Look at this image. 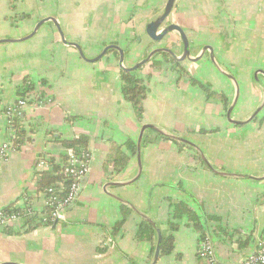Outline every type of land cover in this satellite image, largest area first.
<instances>
[{
    "label": "crops",
    "instance_id": "0c3cea01",
    "mask_svg": "<svg viewBox=\"0 0 264 264\" xmlns=\"http://www.w3.org/2000/svg\"><path fill=\"white\" fill-rule=\"evenodd\" d=\"M166 1L0 0V39L21 38L47 17L59 25L47 20L26 40L0 43V137L7 134L3 108L25 81L43 102L23 108L19 147L0 160V209L21 207L26 195L37 213L44 210L34 164L44 155L61 158L63 140L82 137L92 153L63 221H34L23 231L24 219L9 224L11 233L0 230V264H151L157 229L172 238L173 250L155 264H202L205 235L220 264L254 250L264 230V0H175L165 24L183 29L190 58L172 67L155 54L158 67L151 65L154 55L142 65L146 94L138 117L123 96L120 71L154 48L182 54L176 31L160 41L145 31ZM59 31L87 59L115 44L123 61L114 49L87 61ZM230 107V118L244 123L227 119ZM145 124L167 137L145 129L138 158L125 142L137 146ZM173 135L190 144L179 146ZM118 145L129 159L116 171L109 160ZM176 201L191 207L203 234L186 216L170 228ZM145 220L153 225L152 241L136 237Z\"/></svg>",
    "mask_w": 264,
    "mask_h": 264
},
{
    "label": "built area",
    "instance_id": "2783aa9c",
    "mask_svg": "<svg viewBox=\"0 0 264 264\" xmlns=\"http://www.w3.org/2000/svg\"><path fill=\"white\" fill-rule=\"evenodd\" d=\"M38 96L32 90L24 96L19 95L13 103L4 106L3 114L9 127L7 138L2 139L0 137V160L7 158L10 152L19 147V144L14 142L17 130L11 125V121L15 118L20 119L23 116V108L28 103L41 106L43 102ZM2 128L3 126L0 123V133ZM64 154L67 155L64 164L62 160L60 162L52 158L47 160L43 156L37 158L34 164L35 173L38 174L43 171H50L52 168V162L50 161L54 160L55 163L64 165L60 173L63 177L69 179L67 185L57 183V186L46 187L41 192L44 195L43 208H47L49 212L37 213L33 203L24 195L22 198L24 203L21 207H18V211L6 213L3 209H0V230L17 220H24L25 216L28 215L36 214L38 220L43 224H56L65 219V210L74 204L80 190L81 181L89 173L92 153L81 147H70L66 148ZM198 257L202 260V264H220L216 260L213 242L209 236L205 235L202 238L198 248ZM231 264H264V230L257 236L252 253Z\"/></svg>",
    "mask_w": 264,
    "mask_h": 264
},
{
    "label": "trees",
    "instance_id": "16d2710c",
    "mask_svg": "<svg viewBox=\"0 0 264 264\" xmlns=\"http://www.w3.org/2000/svg\"><path fill=\"white\" fill-rule=\"evenodd\" d=\"M161 59L167 61L169 60L172 63V67H175L176 61L173 60L171 56H169L167 53H160L158 54ZM157 55H154V57L151 59V65L156 68L160 65L161 60H157ZM175 65V66H174ZM141 66H138L134 70H126L124 68L120 71V80H121V89L123 96L125 99L131 103L133 106L135 113L138 117H141L143 113V100L145 98L146 94V85L143 81V79L139 76V72L141 70ZM181 74H185V72H182ZM193 82H195L194 79H191ZM33 84L31 82H24L23 85L19 86L17 89V92L19 95L24 96L26 93L30 92L33 89ZM220 97V96H218ZM18 118H15L11 121V125L15 127L17 130V136L14 139V142L19 144L21 137H22V130L19 127ZM149 132H153L156 136V138H166L167 135L160 132L159 130L155 128H148ZM187 142L184 140H179V146H183ZM63 144L65 147H80L79 145L83 146V149H85V141L84 138H74L72 140H63ZM125 145L127 148L131 150L133 154L137 151V146L133 142L127 141L125 142ZM188 145V144H187ZM66 154H62L61 160L66 161ZM129 156L126 154L122 149L121 146H115L111 149V159L109 160L110 164L113 165L116 171H119L125 164L128 162ZM52 162V168L50 171H43L38 174H36V185H37V192H42L46 187L49 186H57V183H62L67 185L69 182V179H66L62 176L60 173L62 169L64 168V165H60L59 163H55L54 160H51ZM172 214H171V220L169 221L170 228H176L177 227V219L186 216L188 223L192 224L194 228L203 234L204 227L200 223V221L197 219L196 215L194 214L191 207L184 201H176L172 204ZM19 208L15 207L14 204H10L3 208V211L6 213L16 212ZM43 211L46 213L49 212L47 208H45ZM36 216L34 215H28L25 216V224L27 226H24L23 231H27L33 228L32 224L35 221ZM123 220L119 221L115 229L118 228L122 224ZM3 231L7 233H11L12 231L7 227L3 229ZM136 237L139 240H153V225L145 220L142 222L136 232ZM173 250V241L172 238L169 236H162L161 243H160V255H165L170 253Z\"/></svg>",
    "mask_w": 264,
    "mask_h": 264
},
{
    "label": "water",
    "instance_id": "95a60500",
    "mask_svg": "<svg viewBox=\"0 0 264 264\" xmlns=\"http://www.w3.org/2000/svg\"><path fill=\"white\" fill-rule=\"evenodd\" d=\"M174 4H175V0H167L166 1V4L164 6V9L162 10V12L158 16H156L153 20H151V21L148 22V24L146 25L145 31H146L147 35L153 41H160L162 38H164L170 32L176 31L179 34V38H180V41H181V44H182V48H183L182 54L180 56H177V54L175 53V51L172 48H168V47H158V48H154L140 62L136 63L135 65H133L131 67H126L124 69H126V70H134L138 66H141V65L147 63L151 59V57L153 55L159 54V53H167L169 56H171L173 58V60H175L177 62L183 61L186 58H190V44H189V40L187 39V37H186L185 32L183 31V29L181 27L175 25V24H172V23L165 24L168 16L170 15V13H171V11L173 9ZM47 20L52 21L56 25V27L59 28V25H58L57 21L53 17L43 18V19H41L35 25L34 29L29 34H27V35H25V36H23L21 38H17V39H14V38H3V39H0V43H3V42H15V41H23V40H26V39L32 37L36 33V31L39 28V26L43 22H45ZM59 33H60V36H61L62 41L65 42V43H67V44H69V45H72V46L76 47V49L78 50L79 55L82 58H84L85 60H87V61H93V60L99 59L108 50H111V49H114V50H116L118 52V54H119V62L122 63V61H123L124 50L120 46H118V45L109 44V45H107L102 50V52H100V54H98V56L96 58H94V59H87L85 57V55L83 54V51H82L81 47L78 44H76L74 42H68L67 40H65L64 35L60 31H59ZM208 48L209 47H207V46L203 47L198 57H200V55H202V53H204ZM231 109L232 108L230 107L227 110V119L230 120L234 124L244 123V122L237 121V120H233V119L230 118ZM258 111H259V109H257L248 118V120H246V122L252 120L256 116V114L258 113ZM148 128H153V126L150 125V124L143 125L142 128H141V132H140V134L138 136L137 143H136V145H137V157L138 158L140 156L142 133H143V131L145 129H148ZM171 137L174 138L175 140H183V139H181L178 136H174L173 135ZM187 143L190 144L189 142H187ZM157 232H158L157 243H156V246H155V250H154V254H153V260H152L151 264H155L156 261H157V259L159 258V255H160V243H161L162 236H161V232H160L159 229H157ZM3 264H14V263H12V262H6V263H3Z\"/></svg>",
    "mask_w": 264,
    "mask_h": 264
},
{
    "label": "rangeland",
    "instance_id": "374dc122",
    "mask_svg": "<svg viewBox=\"0 0 264 264\" xmlns=\"http://www.w3.org/2000/svg\"><path fill=\"white\" fill-rule=\"evenodd\" d=\"M3 117H4V114H3ZM5 118V117H4ZM4 127H5V129H6V131H7V129H8V123L6 122V119L4 120ZM6 138H7V134H6ZM66 151V149H64V152ZM63 152V153H64ZM43 157H45L47 160H49L50 158H51V156H47V155H44ZM55 160L57 161V162H60L61 161V158H55ZM35 221H37V222H40L38 219H35Z\"/></svg>",
    "mask_w": 264,
    "mask_h": 264
},
{
    "label": "flooded vegetation",
    "instance_id": "af4514ba",
    "mask_svg": "<svg viewBox=\"0 0 264 264\" xmlns=\"http://www.w3.org/2000/svg\"><path fill=\"white\" fill-rule=\"evenodd\" d=\"M159 54H160V53H159ZM152 57H153V56H152ZM152 57H151V58H152ZM148 62H149V61H148ZM143 65H144V64H143Z\"/></svg>",
    "mask_w": 264,
    "mask_h": 264
}]
</instances>
